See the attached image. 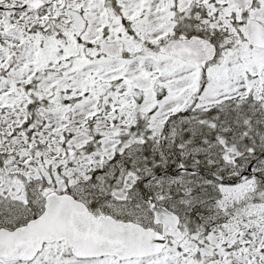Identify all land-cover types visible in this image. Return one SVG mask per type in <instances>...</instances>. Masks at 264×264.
Returning <instances> with one entry per match:
<instances>
[{
  "label": "snow or ice",
  "instance_id": "obj_1",
  "mask_svg": "<svg viewBox=\"0 0 264 264\" xmlns=\"http://www.w3.org/2000/svg\"><path fill=\"white\" fill-rule=\"evenodd\" d=\"M0 264H264V0H0Z\"/></svg>",
  "mask_w": 264,
  "mask_h": 264
}]
</instances>
